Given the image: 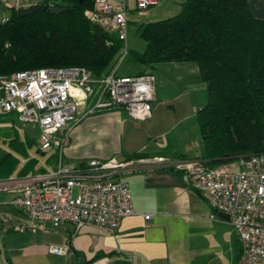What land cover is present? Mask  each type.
<instances>
[{
    "label": "built area",
    "instance_id": "1",
    "mask_svg": "<svg viewBox=\"0 0 264 264\" xmlns=\"http://www.w3.org/2000/svg\"><path fill=\"white\" fill-rule=\"evenodd\" d=\"M45 1L0 0L10 9L43 5ZM160 2L134 0L138 11ZM129 6L128 0H94L84 14L125 41ZM7 20L4 17L1 21ZM127 51L125 48L123 56ZM118 67L119 63L102 77L80 66L0 74V113L15 112L21 122L36 125L41 149L56 147L60 151L56 170L0 178V193L15 194L13 203L25 211L34 233L39 223L51 221L56 226L69 222L77 231L89 225L117 235L122 220L136 214L129 184L116 180L117 175L144 167L187 170L195 188L213 209L229 215L241 245L238 264H264V152L240 155L238 162L232 160L216 167L208 166L206 160L173 162L165 157L126 161L91 158L80 167L63 163L61 153L74 126L84 117L113 110H125L139 121L152 116L156 77L150 72L120 74ZM151 217L145 215L146 219ZM48 251L63 256L72 253L68 243L50 244Z\"/></svg>",
    "mask_w": 264,
    "mask_h": 264
},
{
    "label": "crops",
    "instance_id": "2",
    "mask_svg": "<svg viewBox=\"0 0 264 264\" xmlns=\"http://www.w3.org/2000/svg\"><path fill=\"white\" fill-rule=\"evenodd\" d=\"M184 1L161 0L148 10L138 11L128 0V15L138 13L141 23H147L145 19H165L178 14ZM248 3L253 15L264 21V0H248ZM143 70L147 69L141 66L138 72L127 74ZM173 100L160 97L156 86L153 113L147 120H134L125 110L84 117L74 126L61 153L63 163L80 167L91 158L116 157L119 161H126L125 154L134 152H146L144 158L165 157L173 162L205 160L201 137L197 136L195 143L187 142L184 151L171 145L168 135L185 120L186 114L173 119L161 116L163 106H173ZM196 110L194 108V115ZM23 124L32 129L22 128ZM106 145L110 146L111 154L105 150ZM34 148L42 155H33L31 150ZM59 156L56 147L41 149L36 125L21 122L15 112L0 113V178L54 171ZM115 179L129 184L136 211L122 220L117 235L89 225L77 231L69 222L56 226L51 221H44L39 223L35 233L49 237L48 245L68 243L72 253L66 256L52 254L47 244H39L28 249L24 264H83L90 260L93 264L239 263L241 245L236 231L229 219L213 209L195 188L189 171L175 167H144L124 171ZM9 193H0V206L17 208L26 217V222L20 223L23 230L34 233L25 211L13 203L15 194L11 193L12 198L8 199ZM146 214L152 217L146 219ZM11 216L7 211L0 212V234L16 231V226L6 227L7 221H13Z\"/></svg>",
    "mask_w": 264,
    "mask_h": 264
},
{
    "label": "trees",
    "instance_id": "3",
    "mask_svg": "<svg viewBox=\"0 0 264 264\" xmlns=\"http://www.w3.org/2000/svg\"><path fill=\"white\" fill-rule=\"evenodd\" d=\"M52 3L66 11L19 17L15 7L0 22V74L70 66L86 67L97 77L112 72L124 41L85 16L94 0L43 5ZM138 34L146 48L128 49L134 63L151 71L162 62L197 64L208 90V101L195 113L208 166L264 152V21L253 15L248 0H185L178 14L141 23ZM146 156L125 154L128 160Z\"/></svg>",
    "mask_w": 264,
    "mask_h": 264
},
{
    "label": "rangeland",
    "instance_id": "4",
    "mask_svg": "<svg viewBox=\"0 0 264 264\" xmlns=\"http://www.w3.org/2000/svg\"><path fill=\"white\" fill-rule=\"evenodd\" d=\"M130 4L134 5V0H131ZM179 12L180 11H178V13ZM10 15L9 4L0 2V22L2 18H9ZM128 18L130 21L128 23L127 39L124 41V48L143 52L146 48V42L138 34V27L142 22L141 17L138 13L132 12L128 15ZM157 20L162 19H145V22ZM141 66L140 64L134 63L129 55H125L122 56L119 61L118 72L120 74L136 73L141 69ZM143 71L149 72L151 70L147 69ZM151 73L156 77V86L159 96L174 99L172 101L173 106L169 104L163 106L161 116L173 119L180 116L182 117L183 113H186L185 120L176 126L177 128H174L168 135L171 145H174L180 151H184L187 142L190 141L195 143V138L197 136L200 137L193 110L194 108L197 109L203 106L208 101L207 85L201 79L199 68L194 62L158 63L152 69ZM21 126L22 128L28 129V131L32 129L28 128L25 124ZM106 146L107 148L105 150L109 154L108 148H110V146ZM35 148L31 150L33 155H42L37 153ZM116 155H120V153H116ZM235 162H238V159L232 161V163ZM74 194H77V189L74 190ZM11 198L12 195L9 193L8 199ZM4 211L9 212L13 220L11 222L7 221L6 227L9 229L11 226H16L17 228L16 231H5L0 234V264H24L28 249H33L39 244L48 245L50 242L49 237H42L36 233L25 232L20 223L23 222L24 224L26 222V217L17 210V208L11 205L0 206L1 214H3ZM26 233H30V235Z\"/></svg>",
    "mask_w": 264,
    "mask_h": 264
},
{
    "label": "water",
    "instance_id": "5",
    "mask_svg": "<svg viewBox=\"0 0 264 264\" xmlns=\"http://www.w3.org/2000/svg\"><path fill=\"white\" fill-rule=\"evenodd\" d=\"M49 9V11L52 14H60L64 11H66V8L60 7L58 5H53L51 7H47L46 5H30L28 7H21L18 9V16L19 17H24L28 16L30 14L39 12V11H45ZM223 217L229 218V215L225 212H220Z\"/></svg>",
    "mask_w": 264,
    "mask_h": 264
}]
</instances>
